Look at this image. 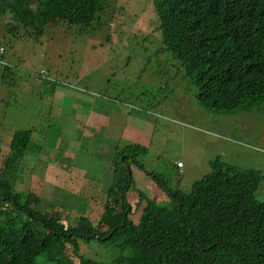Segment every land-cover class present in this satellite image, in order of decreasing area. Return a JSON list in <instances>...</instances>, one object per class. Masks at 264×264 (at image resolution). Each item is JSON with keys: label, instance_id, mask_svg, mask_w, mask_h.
<instances>
[{"label": "rangeland", "instance_id": "obj_1", "mask_svg": "<svg viewBox=\"0 0 264 264\" xmlns=\"http://www.w3.org/2000/svg\"><path fill=\"white\" fill-rule=\"evenodd\" d=\"M10 1L0 0V49L5 50L0 57V176L13 182L20 204L35 195L33 209L54 217L58 213L66 226L87 219L96 227L108 191L121 199L127 186L114 181L111 187L108 171L113 173L117 161L130 160L136 144L148 149L135 156L137 162L172 189L188 192L219 160L259 171L263 180L256 196L264 199V105L236 114L202 107L183 63L156 38H162L158 28L142 27L109 41L112 28L130 25L112 16L119 11L114 8L153 21L155 15L146 10L153 0H106L108 12L88 32L61 21L49 24L38 41L26 40L24 30L16 39L8 31ZM102 23L97 30L95 24ZM103 123L112 127L106 130ZM19 130L32 131L31 143L18 169L5 176ZM132 173L135 188L128 201L138 204L129 218L135 223L147 207L146 199L138 200L140 192L161 205L170 199L136 165ZM96 185L101 188L93 194ZM93 248L112 262V247L92 244L81 250Z\"/></svg>", "mask_w": 264, "mask_h": 264}, {"label": "trees", "instance_id": "obj_2", "mask_svg": "<svg viewBox=\"0 0 264 264\" xmlns=\"http://www.w3.org/2000/svg\"><path fill=\"white\" fill-rule=\"evenodd\" d=\"M10 2L6 4L12 15L8 31L16 39L17 32L24 30L26 40L36 41L49 24L61 21L88 32L109 8L106 0ZM113 10H119L113 17L130 25L112 28L109 41L112 36L123 39L129 31L135 34L142 27L161 30L162 38L159 34L156 38L183 63L199 90L202 107L236 114L264 105V0H153L146 9L155 15L153 21L131 15L128 8ZM98 25L97 30L105 26ZM31 138L29 130L15 133L3 175L18 169ZM133 150L147 153L138 146ZM121 164L117 161L110 175L111 187L114 181L122 184V177L114 179ZM212 168L188 192L172 189L162 176L146 172L170 202L161 205L140 192L139 200L146 199L147 207L135 223L129 218L133 207L128 201L135 186L124 188L121 199L109 190L96 227L87 219L66 226L58 213L54 217L33 209L31 203H38L35 195L20 204L13 182L1 175L0 264H264V199L259 201L256 196L262 174L222 166L219 160ZM100 188L96 185L93 194ZM92 244L112 247V262L99 255L98 248L83 253L81 247Z\"/></svg>", "mask_w": 264, "mask_h": 264}, {"label": "clouds", "instance_id": "obj_3", "mask_svg": "<svg viewBox=\"0 0 264 264\" xmlns=\"http://www.w3.org/2000/svg\"><path fill=\"white\" fill-rule=\"evenodd\" d=\"M3 52H4V49L3 48H1L0 49V57L3 55ZM43 74H45V72L43 71L42 72ZM90 134H93V133H89V135ZM138 142H139V140H138ZM135 146H138V147H141V148H145L146 150H147V152H148V149L146 148V147H143V146H141V145H139V144H136ZM140 152H142V151H138V152H135L136 154L130 159V160H126V161H122V164L119 166V168H118V170H117V172H116V174H115V176H114V179L116 178V177H122V183H126L127 184V186L128 187H131V186H133L132 184H133V182H134V179H133V173H132V167L135 165V163L137 162V160H136V158H135V156L138 154V153H140ZM142 153H144V152H142ZM221 163V162H220ZM116 164V163H115ZM114 164V165H115ZM222 164V166H223V163H221ZM142 165V164H141ZM137 166V165H136ZM144 166V165H143ZM138 167V166H137ZM177 167L178 168H183L184 167V164L182 163V162H179L178 164H177ZM139 168V167H138ZM139 169H141V168H139ZM142 171H144L145 173L146 172H148V171H146V169H145V167H142V169H141ZM212 171H213V168H212V165H211V172L208 174V175H210L211 173H212ZM128 172H129V176H130V180H131V183L128 185ZM108 174L109 175H111V176H113V173L111 174L109 171H108ZM208 175H206L205 177H204V179L208 176ZM150 177V176H149ZM151 178V177H150ZM151 180H152V178H151ZM154 181V180H153ZM155 182V181H154ZM156 183V182H155ZM157 184V183H156ZM126 186V187H127ZM153 186H155V185H153ZM157 186V190L158 191H163V192H165L158 184L156 185ZM125 187V188H126ZM166 193V192H165ZM167 195V194H166ZM149 199H152L153 201H155V197L154 198H149ZM138 200H139V197H138ZM157 200V199H156ZM147 202V201H146ZM156 203H158L157 201H155ZM138 203H136V205H137ZM158 204H160V203H158ZM132 205V204H131ZM136 205L134 206V205H132V207H133V212L135 211V208H136ZM144 210V209H143ZM141 216H142V213H141V215H140V218H141ZM139 221H140V219H139ZM138 221V222H139Z\"/></svg>", "mask_w": 264, "mask_h": 264}, {"label": "crops", "instance_id": "obj_4", "mask_svg": "<svg viewBox=\"0 0 264 264\" xmlns=\"http://www.w3.org/2000/svg\"><path fill=\"white\" fill-rule=\"evenodd\" d=\"M103 120H106L105 118ZM104 124V129L107 128V126L109 125L108 123H103ZM97 126V125H96ZM107 130V129H106Z\"/></svg>", "mask_w": 264, "mask_h": 264}]
</instances>
